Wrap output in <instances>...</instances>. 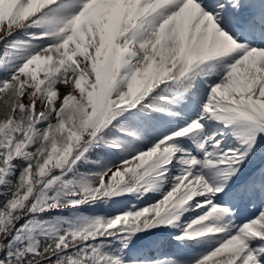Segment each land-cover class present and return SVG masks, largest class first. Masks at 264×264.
Returning <instances> with one entry per match:
<instances>
[{
    "label": "snow or ice",
    "instance_id": "snow-or-ice-1",
    "mask_svg": "<svg viewBox=\"0 0 264 264\" xmlns=\"http://www.w3.org/2000/svg\"><path fill=\"white\" fill-rule=\"evenodd\" d=\"M28 28L0 55V264H264V0H0V42Z\"/></svg>",
    "mask_w": 264,
    "mask_h": 264
},
{
    "label": "rangeland",
    "instance_id": "rangeland-1",
    "mask_svg": "<svg viewBox=\"0 0 264 264\" xmlns=\"http://www.w3.org/2000/svg\"><path fill=\"white\" fill-rule=\"evenodd\" d=\"M69 10H64L61 9L59 12L55 13V14H67ZM32 30H35L36 32L41 31L40 28H29ZM18 38H12L10 39V41L16 40ZM2 45V44H1ZM0 45V47H1ZM32 67H35V65H33ZM38 75L42 78L44 75V69L42 68L41 71L38 73ZM161 192H153L150 193V197L155 200V199H159L161 197ZM125 198V197H122ZM122 198H118V200H122ZM133 198V197H132ZM130 197V200H133ZM129 199V197L127 198ZM122 202L124 203V201L122 200ZM101 207L103 208H108L110 209L112 207V202H109L108 205H102ZM255 210L252 208L246 209L244 210L242 213H240L239 215V219L237 221L238 224H242L243 222H245L247 219L251 218V214L254 212ZM178 230H175V232L173 233V235H175V233ZM137 235L142 236L143 234L138 233ZM135 239V238H134ZM177 241L172 240L168 246V248L166 249V251L168 252H179L180 255L186 260V261H190L193 260L195 258H197V256L199 254L205 253L206 251L210 250L212 247L215 246V242L211 241V240H207L205 239L203 243H196L195 241L187 244V245H180L179 247H177Z\"/></svg>",
    "mask_w": 264,
    "mask_h": 264
},
{
    "label": "trees",
    "instance_id": "trees-1",
    "mask_svg": "<svg viewBox=\"0 0 264 264\" xmlns=\"http://www.w3.org/2000/svg\"><path fill=\"white\" fill-rule=\"evenodd\" d=\"M15 63H16V61L13 62V64H15ZM4 75H6V73H4V72H0V77H2V76H4ZM116 161H118V160H117V159H113L112 162L114 163V162H116ZM82 170H83V169H82ZM0 199H2V197H0Z\"/></svg>",
    "mask_w": 264,
    "mask_h": 264
}]
</instances>
